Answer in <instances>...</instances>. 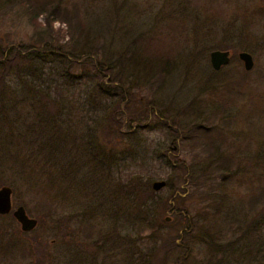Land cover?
Wrapping results in <instances>:
<instances>
[{
    "label": "rangeland",
    "instance_id": "374dc122",
    "mask_svg": "<svg viewBox=\"0 0 264 264\" xmlns=\"http://www.w3.org/2000/svg\"><path fill=\"white\" fill-rule=\"evenodd\" d=\"M62 6L77 12L81 43L69 36L75 27L52 21L49 44L13 68L5 86L0 188L11 190L13 210L22 207L36 227L23 238L22 256L17 247L12 255L0 254V264H146L155 251L152 264H157L165 251L153 240L169 230L160 221L170 222V213L156 220L158 206L150 203L154 225L138 235L132 185L174 181L177 163L190 172L214 168L216 152L173 142L174 133L195 119L213 124L210 146L229 159L233 177L225 183L228 202L219 215L209 211L216 217L208 236L215 239V251L207 253L196 242L186 264H264V211L259 201L253 211L247 204L252 193L264 191V0H63ZM257 8L254 22L243 27ZM36 23L46 25L42 16ZM32 35L21 6L0 0L1 47L24 46ZM217 41L228 49H214ZM90 47L101 65H117L122 84L134 89L137 99L154 105L156 119L106 137L111 100L98 96L93 69L65 59ZM214 50L228 51L231 63L213 71L208 55ZM239 52L251 56L249 71ZM149 69L162 71L161 82H153ZM224 72L230 80L220 78ZM35 185L39 189L33 190ZM183 190L164 185L152 191L156 199L169 200L184 198ZM205 190L168 204L180 209L194 203L199 210ZM11 219L0 218L4 246L19 229ZM145 236L150 239L142 245ZM184 253L158 264H174Z\"/></svg>",
    "mask_w": 264,
    "mask_h": 264
},
{
    "label": "trees",
    "instance_id": "16d2710c",
    "mask_svg": "<svg viewBox=\"0 0 264 264\" xmlns=\"http://www.w3.org/2000/svg\"><path fill=\"white\" fill-rule=\"evenodd\" d=\"M10 2H16L21 6L24 15L33 26V35L30 41L24 46L8 45L6 48H2L0 45V113L5 104V86L11 70L26 61L35 59L36 56L42 52L41 49L45 47L44 45L49 44L50 37L47 30L50 29L52 21L63 23L68 30L75 27V32L69 35L70 38H74L75 44H80L83 40V31H81L80 23H78V14L75 10L71 12L66 10V8L62 6L63 0H42L40 2H35L34 0H10ZM257 12L261 11L257 8L249 13L247 20H245L246 23H243V27H247L249 23L254 22ZM40 16H42L46 22V25L43 27L36 23L37 18ZM39 42H42L41 46L37 44ZM58 48H60V46H58ZM214 49L227 50L228 48L227 45L223 44L221 41H217L214 45ZM127 51L129 52V49ZM96 54L95 48L90 47L86 51L84 49L83 53L70 52L66 54L65 59L69 61L72 66L89 67L93 69V76L96 79L95 89L98 96L111 100L112 110L104 126L106 137L111 138L112 136H120L121 130L125 125H127L126 128L130 130H132V128H144V125L150 121V118L156 119L155 114V117L151 115L152 104L150 105L149 102L137 99L135 97V90L131 89L130 86L125 87L122 84L123 76L122 73L116 69L117 65L115 64L107 67L101 65V62L95 57ZM85 59L87 62H85ZM229 63H231V61ZM149 71L151 73L153 70L149 69ZM246 74L243 75L245 76ZM161 75V70H154L152 72L154 78L153 82H161ZM220 78L230 80L231 74L229 72H224V75ZM232 80H234V83L241 82L240 79L237 81L235 79ZM192 115H194V113H192ZM119 116H121L122 119L119 120ZM212 128L213 124L208 120L205 119L202 121L195 119L191 126H185L183 130L174 133L173 142L176 146L185 144L192 148H196L199 144H203L205 148H207L205 151L208 154H214V152H216V164L214 168H201V166H199V169L190 172L183 163H177L176 166L180 169V172L176 175L175 180L171 181L167 178L165 182V186L167 185L170 188L175 189L178 186L184 187L182 191L185 193L184 198L173 195L169 199H172L173 206L177 200L184 201L186 198L191 197L196 189L204 190V188H206L202 194V203H204V205L199 210L195 209L194 203L188 206H182L180 209H171L168 204L169 200L156 199L150 186L146 185L142 187L140 184H136V182L132 185L135 188L132 191H134L135 194V204L139 214L138 222L140 227L138 229V235L144 231L151 230L154 225V222L150 218V211H152L149 209L150 203L155 204L156 207L158 206V218L156 217V220L159 219L160 221L161 215L164 212L170 213V222H165V220L160 221L165 223L169 227V230L164 233L158 232L157 237L153 240V242L160 243L159 248L165 251L163 255L156 259L157 264L165 261L168 255L171 260V256H174L181 250H185V253L183 255H178L174 264H186L190 258L188 251L191 245L196 244V242L204 245L207 253L215 251V239L213 238L212 240V237L208 236L210 230L213 229L212 226L216 224V217L213 216L219 215L221 208L228 202L225 189L227 185L225 183L231 180L233 173L230 171L231 164H229V159L221 157V154L218 153L220 149H215L210 146L211 139L208 135ZM193 161L196 163L195 160ZM214 173L220 177L219 181L214 180V177L210 178ZM32 189H39V186L37 187L35 185ZM263 192L264 191L261 189L259 193L251 194L247 202L248 206L252 208L251 211H253V206L258 201L261 205L260 212L264 211ZM199 216L202 218L201 223L198 222ZM148 239H150L149 236L143 237L141 239L142 245L146 244L145 241L143 243L142 240ZM154 253H156V251ZM154 253L152 256L151 254L146 256L148 258L146 264H152V259L154 260V258H156Z\"/></svg>",
    "mask_w": 264,
    "mask_h": 264
},
{
    "label": "water",
    "instance_id": "95a60500",
    "mask_svg": "<svg viewBox=\"0 0 264 264\" xmlns=\"http://www.w3.org/2000/svg\"><path fill=\"white\" fill-rule=\"evenodd\" d=\"M209 64L213 71H218L222 66L229 62L228 51H211L208 55ZM238 60L242 63L244 71H249L253 65L251 56L246 52H239L237 54ZM165 185L163 181H156L151 183V189L158 191ZM11 208V190L8 187L0 188V214H6ZM13 218L18 222L20 228L24 231H31L36 227V220L28 218L22 207H17L12 212Z\"/></svg>",
    "mask_w": 264,
    "mask_h": 264
},
{
    "label": "flooded vegetation",
    "instance_id": "af4514ba",
    "mask_svg": "<svg viewBox=\"0 0 264 264\" xmlns=\"http://www.w3.org/2000/svg\"><path fill=\"white\" fill-rule=\"evenodd\" d=\"M13 208H12V202H11V208L9 210L8 213L6 214H0V218L2 217H7V216H11V220H13L15 223L18 224V222L13 218L12 216V212H13ZM19 229H15L12 230V236H9V239L6 240L5 246L1 244V239H0V254L5 256V255H12L14 253V249H16L18 247V252H19V256H22L21 253V248H23L21 246L22 242H23V238L26 236V233H28L27 231H24L20 228V225L18 224ZM32 231V230H31ZM29 231V232H31ZM0 238L3 239V235L0 236Z\"/></svg>",
    "mask_w": 264,
    "mask_h": 264
}]
</instances>
